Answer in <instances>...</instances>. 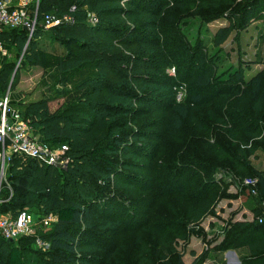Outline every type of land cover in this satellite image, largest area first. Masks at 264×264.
I'll return each mask as SVG.
<instances>
[{"label":"trees","instance_id":"trees-1","mask_svg":"<svg viewBox=\"0 0 264 264\" xmlns=\"http://www.w3.org/2000/svg\"><path fill=\"white\" fill-rule=\"evenodd\" d=\"M173 3L175 0H40L31 35L24 27L0 30V43L23 52L24 61L50 70L59 79L76 73L67 91L57 95L28 102L12 98L47 143L68 146L71 162L59 169L35 159L11 156L0 182V213L16 215L26 209L37 220L50 214L54 219L48 230L38 226L35 235H21L12 241L0 235V264H15V245L32 249L33 245L39 246L36 237L48 241L49 246L45 260L41 262L34 256L32 264H94L85 254L105 247L93 237L94 231H113L123 226L127 215V210L123 212L124 190L138 187L129 173L137 168L129 159L139 156L136 146L145 138L138 126H132L139 116L137 112L145 108L147 97L172 93L175 86L164 68L175 66L177 72H182L180 77L188 78L196 87L216 88L229 81L228 77H217L222 56L214 54L227 39L231 23L218 27L210 38L215 52L207 53L206 47L199 52L202 40L196 36L194 43L190 42L171 23ZM255 6L264 7V0L252 1L245 13L250 16ZM46 14L69 20L45 28ZM49 31L60 48L48 49L39 44ZM9 65L4 62L0 67L1 93L9 88ZM231 92H236L237 98L230 100ZM55 98L61 102L52 108L50 102ZM191 101L195 106L189 102L170 105L166 133H178L193 109L199 108V101L205 103L207 115L221 124L230 139L229 147L218 145L213 155L228 173L254 180L253 186L248 185L254 201L252 219L230 223L215 249L244 245V264H264V170L255 168L248 157L255 152V140L262 137L254 118H264V68L244 79L243 90L231 85L217 95L206 99L195 95ZM135 140L139 141L133 144ZM206 161L202 165L216 170L213 158ZM173 185L162 182L149 187L156 193L146 198L149 209L165 200L174 209L182 208L176 215L180 223L196 220L208 205L205 185L195 188L194 194L184 192L187 186L182 182L175 188ZM152 213L146 215L144 225L150 224L152 215L157 216ZM158 216L166 220L167 227L176 225V216ZM156 243L157 249L163 250L158 264H185L171 241L167 243L161 236ZM124 263L122 259L119 264ZM145 264L156 263L150 260Z\"/></svg>","mask_w":264,"mask_h":264},{"label":"rangeland","instance_id":"rangeland-1","mask_svg":"<svg viewBox=\"0 0 264 264\" xmlns=\"http://www.w3.org/2000/svg\"><path fill=\"white\" fill-rule=\"evenodd\" d=\"M252 1L256 0H175L173 3L171 23L190 42L194 43L196 36L202 40L199 52L203 47L208 49L207 53L215 52L217 49L212 47L210 38L218 27L231 23L232 29L227 39L221 45L222 48L214 54L217 57L222 56L218 60L217 77L219 79L228 77L229 81L219 84L216 88L196 87L188 78H181L182 72L181 70L177 72L175 66L164 68V71L172 75L175 86L172 93L147 97L145 108L142 106L137 112L139 116L132 126H138L145 134V138L141 141L135 140L133 143L139 141L136 146L139 156L129 159L137 166L129 173L131 178L138 182V187L135 190H124L126 198L125 202L123 201L125 205L123 212L127 210V215L123 226L113 231L101 228L94 231L93 237L105 246L102 250L85 254L94 261V264H119L122 259L125 261L124 264H145L150 260L158 264L163 250L157 249L156 241L161 236L164 237L165 242H172V248L180 252L185 264H190L194 260L195 264H212L218 253L215 250V239L222 237L227 226L232 223L230 212L234 208L242 210L241 207L245 206V202L251 206L253 199L249 195L248 185L244 183L248 177L240 178L239 174L236 176L228 173L227 167L213 155L218 145L224 149L229 147L230 139L221 124L207 115L205 103L199 101V108L193 109L178 133L168 135L165 125L168 122L167 109L173 102H189L195 106V102L191 101L195 95L206 99L222 90H227L231 85L243 90L244 79H249L264 68V7L255 6L252 14L248 16L245 12L248 11ZM52 37L53 33L49 31L38 43L48 49L60 48ZM22 57L23 52H18L13 46L0 43V67L4 62L10 63L12 72L8 86L11 99L17 102L57 95L67 91L69 84L76 79V73L59 79L58 76L52 75L50 70L24 61ZM188 60L189 56L186 58V61ZM188 71H186L187 75H189ZM235 73L237 76L233 77ZM235 98H237L236 92H231L229 99ZM58 102H61L60 99L51 100V107H56ZM236 109L240 110V108ZM244 111L247 115L250 114L249 110ZM254 121L258 122L262 137L255 140L257 141L255 152L248 157L252 165L264 168L262 140L264 118L257 115ZM207 158H213L217 164L216 170L202 165V163L207 164ZM5 166L2 169L0 161V180L6 175ZM212 180L215 181L213 184ZM162 182L167 184L174 182L172 188L182 182L183 186H187L184 192L190 194H194L195 188H203L207 183L205 195L208 205L202 215L196 220L190 219L188 222L184 220L180 223L176 215L182 208L176 206L174 209L165 200L158 203L155 208L149 209L146 198L154 193L149 187H157ZM230 183L236 186L235 194L239 192L241 196H245L246 201L242 197L244 203L241 201L235 204L227 200L232 195L228 191ZM198 193L199 191L196 192ZM200 199L201 197L197 201L199 202ZM149 212L157 216L152 215L150 224L144 225ZM158 214H165L166 217L176 216V225L167 227L166 220L160 218ZM46 229L48 230L44 227L42 231ZM219 234L221 235L218 236ZM45 251H47L45 248L36 245H33L32 249L15 245L14 263L32 264L34 256L43 262Z\"/></svg>","mask_w":264,"mask_h":264},{"label":"built area","instance_id":"built-area-1","mask_svg":"<svg viewBox=\"0 0 264 264\" xmlns=\"http://www.w3.org/2000/svg\"><path fill=\"white\" fill-rule=\"evenodd\" d=\"M39 1L0 0V30L6 27H24L31 35L36 25ZM63 20L69 18L46 14L43 20L44 27L48 28ZM0 144L2 169L13 154L35 159L41 164L52 165L59 169L66 168L71 162L68 146L63 143L51 146L47 143L13 103L9 88L4 93L0 92ZM244 183L253 186L254 180L247 178ZM252 192L255 190L252 189ZM53 219L50 214L37 220L36 216L26 209L20 210L16 215L0 213V235L8 239H16L21 235H35L38 226L47 227ZM258 219L262 221L261 217ZM35 242L45 249L49 246V242L40 237H36Z\"/></svg>","mask_w":264,"mask_h":264},{"label":"crops","instance_id":"crops-1","mask_svg":"<svg viewBox=\"0 0 264 264\" xmlns=\"http://www.w3.org/2000/svg\"><path fill=\"white\" fill-rule=\"evenodd\" d=\"M253 166L257 169L264 170V168H260L256 165H253ZM228 186H229L228 191L232 193V195H230L229 198L227 199L229 202H233L235 204H238L241 201L243 202L242 197L244 198V201H246L244 195L241 196L242 194H240L239 192L237 194H235L234 191L237 192V189H236V186L234 185V183H230ZM244 205L246 207L242 206L241 207V208H243L242 210L239 208H237V209L234 208V210L230 212L229 217L231 218L232 222L240 221V220H251L252 219L254 201L252 202L251 206L249 203L247 204V202H245ZM239 211H241V212H239ZM220 235L221 234H219L218 236H220ZM249 236H251V234ZM222 237L220 236V237L216 238L215 239L216 243H214V245L218 244L220 242V240L222 239ZM215 250H217L218 253H217L216 258L213 260L212 264L214 263V261H215V264H244L241 260V256L246 254V247L244 245H241V246H238L235 248H228V249H223V250L215 249ZM214 253L216 254V251Z\"/></svg>","mask_w":264,"mask_h":264},{"label":"water","instance_id":"water-1","mask_svg":"<svg viewBox=\"0 0 264 264\" xmlns=\"http://www.w3.org/2000/svg\"><path fill=\"white\" fill-rule=\"evenodd\" d=\"M10 240L12 241L13 239H12V238H10Z\"/></svg>","mask_w":264,"mask_h":264}]
</instances>
